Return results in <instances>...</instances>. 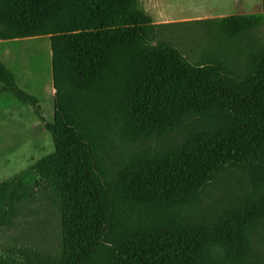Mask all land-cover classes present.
Instances as JSON below:
<instances>
[{"label":"trees","instance_id":"trees-1","mask_svg":"<svg viewBox=\"0 0 264 264\" xmlns=\"http://www.w3.org/2000/svg\"><path fill=\"white\" fill-rule=\"evenodd\" d=\"M264 9V0H262ZM216 34L192 61L165 34ZM210 26L204 28L203 26ZM264 12L155 23L143 0H0V41L49 35L55 150L0 181V264H264ZM191 50H195L194 48Z\"/></svg>","mask_w":264,"mask_h":264},{"label":"rangeland","instance_id":"rangeland-1","mask_svg":"<svg viewBox=\"0 0 264 264\" xmlns=\"http://www.w3.org/2000/svg\"><path fill=\"white\" fill-rule=\"evenodd\" d=\"M143 6L157 22L158 19H169L173 16L192 17L200 14V19L203 20L264 12L262 0H143ZM222 7L224 10H220ZM214 12L217 14L213 17L207 16L208 13ZM165 34L192 61L199 60L203 46L217 41L215 33L197 29L196 23L167 30ZM193 48L195 50H191ZM44 52L49 53V64L51 63L52 68L49 35L0 41V58L15 74L18 85L39 99L44 117L51 121L54 117V86L52 81L49 90H44L38 85L41 74L38 65L34 63ZM1 86L0 82V181L15 175L55 150L52 135L33 107L20 101L12 93L1 91ZM36 207L38 208L35 213L27 216L24 225L0 233L23 235L30 242L49 246L56 240L57 218L52 210H47V206Z\"/></svg>","mask_w":264,"mask_h":264},{"label":"bare ground","instance_id":"bare-ground-1","mask_svg":"<svg viewBox=\"0 0 264 264\" xmlns=\"http://www.w3.org/2000/svg\"><path fill=\"white\" fill-rule=\"evenodd\" d=\"M220 10H224V7H222V9ZM34 63L38 65L39 72L41 74L40 81L37 82L38 85L44 90H49L51 87V81L53 83L51 63L49 64V53H42L39 57L34 60ZM53 91L55 92L54 88Z\"/></svg>","mask_w":264,"mask_h":264},{"label":"crops","instance_id":"crops-1","mask_svg":"<svg viewBox=\"0 0 264 264\" xmlns=\"http://www.w3.org/2000/svg\"><path fill=\"white\" fill-rule=\"evenodd\" d=\"M145 9H146V7H145ZM215 14H217V12H214V13H208L207 14V16L208 17H213ZM201 15L200 14H197V15H193L192 17L191 16H173V17H171V18H169V19H163V20H160V19H158V22H157V20H155L154 22L155 23H167V22H173V21H175V20H178V21H191V20H201L200 17ZM223 17V16H222ZM53 119H51V121H52ZM44 133H46L45 131H44ZM31 165V164H30ZM29 166V165H28ZM27 166V167H28Z\"/></svg>","mask_w":264,"mask_h":264}]
</instances>
